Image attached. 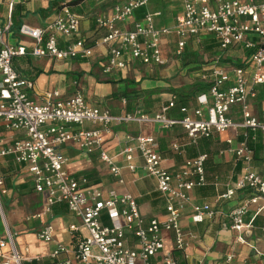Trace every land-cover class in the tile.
I'll return each instance as SVG.
<instances>
[{
	"label": "built area",
	"instance_id": "obj_1",
	"mask_svg": "<svg viewBox=\"0 0 264 264\" xmlns=\"http://www.w3.org/2000/svg\"><path fill=\"white\" fill-rule=\"evenodd\" d=\"M150 2L126 0L116 5L111 15L97 18V27L105 34L91 43L81 36L80 16L68 6L44 27L22 24L19 33L32 40L30 48L25 43L12 45L2 39L5 34H11L12 21L0 27V158L12 157L31 176L35 192L47 196L48 212L54 205L64 203L79 220L70 226L71 236L78 241L72 251L55 241L51 224L38 232L39 240L55 244L49 255L54 264H152L165 245L163 232L174 234L177 250L184 251L189 246L188 236L180 225L188 206H192L195 224L216 216L211 205L192 204L190 195L195 188L209 184L205 168L207 154L186 160L179 171L173 172L163 165L165 158L157 139L139 134L127 139L122 152L125 165H121L104 150L103 133L114 126L151 125L166 130L180 126L185 129L188 145H198L200 140L211 139L216 134L241 130L242 140L237 141V137L227 140L229 151L242 165L241 173L221 199L243 195L229 215L230 228L240 234L251 233L247 218L252 206L256 207V214L264 217V179L253 171L254 150L250 145L259 136L264 137V110L257 112L254 108L258 88L264 85V0H185L174 26L158 28L154 18L162 13L156 12L146 13L132 28H118V24H125ZM168 35L176 39L175 58L185 54L191 40L200 44L206 38L223 52L199 72V81L208 84L209 90L197 97L198 107L183 108L186 114L181 118L170 115L174 100L152 115L139 110L115 115L108 109L90 105L81 90L66 99L57 91L49 92L38 103L27 92L33 84L13 65L14 59L28 54L60 61H88L96 51L107 47L104 74L124 70L132 62L164 67L170 64L162 44ZM231 50L239 52L240 58L224 61L225 54ZM234 108L239 109L238 120L233 117ZM86 124L100 128L84 129ZM5 132L12 134L10 141ZM70 143L86 154L97 153L119 185H124V169L131 173L142 170L155 179L157 191L165 201L166 218L146 219L132 194L105 190L101 185H90L71 175L67 170L69 160L61 151ZM171 150L180 153L182 146L174 141ZM5 192V178L0 173V200ZM1 207L0 202V220L5 232L0 237V264L38 261L39 257L19 254ZM190 238L195 237L190 235ZM238 242L245 243L242 235ZM7 247L9 251L5 252ZM231 259L229 256L228 260ZM162 264H178V261L168 253L162 256Z\"/></svg>",
	"mask_w": 264,
	"mask_h": 264
},
{
	"label": "crops",
	"instance_id": "obj_2",
	"mask_svg": "<svg viewBox=\"0 0 264 264\" xmlns=\"http://www.w3.org/2000/svg\"><path fill=\"white\" fill-rule=\"evenodd\" d=\"M55 0H0V27L15 19V28L11 34H5L2 39L12 45L24 44L29 48L32 40L23 37L18 31L19 24H28L32 27H44L57 15L53 13L47 18L43 17V11L47 10L50 3ZM64 3L71 0H63ZM126 0H83L72 6L74 13L81 18V36L90 43L96 38L103 36L105 31L99 30L96 24L97 18L111 15L113 8L124 3ZM185 0H151L150 4L130 18L125 24H118V28H132L134 23L143 20L146 13H158L162 15L155 17V25L163 29L174 26L177 14L183 10ZM262 1V0H256ZM12 40L14 43H12ZM210 40L206 38L204 41ZM1 42V41H0ZM176 39L174 36H164L163 52L169 58L168 65L164 67H151L139 62L129 63L126 69L116 70L110 74L102 72L103 64L107 61V47L95 52L90 60H67L60 61L54 58H35L31 55L17 57L13 60L15 70L33 84V88L27 92L31 99L38 103L43 102V96L49 92H59L63 99L73 96L77 90L84 93L86 101L93 106L108 109L113 114L119 115L139 110L146 114H155L162 105L174 100L175 107L171 110V117L181 118L184 116L183 108L198 107L197 97H194L187 106L177 103V92L185 91L189 86L199 81L198 74L207 66L209 61L188 63L186 70H191L190 82L177 85L170 78L177 73L176 62H173V51ZM196 42L188 43L185 54L181 57L191 58L193 53L189 47ZM209 45L216 46L212 40ZM1 46V43H0ZM192 48V47H191ZM218 51H220L218 49ZM200 55V54H199ZM222 55V54H220ZM212 60L219 55L213 53ZM240 53L229 51L225 57L233 62L240 58ZM200 57V56H198ZM179 58V59H181ZM178 59V58H177ZM210 61V62H211ZM189 62V59H188ZM175 71V72H174ZM192 81V79H194ZM151 83V84H150ZM180 88V89H179ZM258 98L255 110H264V85L258 88ZM127 94V98H125ZM261 96V97H260ZM260 97V98H259ZM124 100L126 103H124ZM238 108H234L233 117L238 120ZM87 125V126H86ZM84 129H98L99 126L86 124ZM180 126L171 130L162 129L158 126L136 124L114 126L109 132H104V150L121 165L123 162V149L130 136L148 135L154 136L159 144V151L165 158L164 167L173 171H179L186 160L200 154H207L206 176L208 185L195 188L191 192L192 204L211 205L216 213L213 219H207L203 223L195 224L192 221L193 209L188 206L180 219V225L189 239L186 250H177L175 247L174 234L163 232L164 247L161 253L154 258L152 264H162L164 254H172L178 264H264V217L256 214V207L252 206L247 218V223L252 226L250 234H240L233 231L229 215L232 209L243 199L238 193L231 200H222L221 196L226 193L232 182L241 173L242 165L236 162L235 155L229 151V138L237 137L242 140L241 130H232L224 134H216L211 139H202L198 145H188V138ZM10 141L12 134L5 132ZM177 141L182 146L180 153L171 150L172 142ZM254 150L253 171L264 179V137L259 136L257 140L251 141ZM62 153L68 158L67 170L78 180H86L90 185H101L102 189H115L121 194H132L139 205L142 216L146 219L157 218L164 220L167 215L165 201L157 191L156 180L146 176L142 170L135 173L123 170L124 185H119L113 177L108 166L103 163L97 153L86 154L76 148L73 144H67L61 148ZM137 163L141 164L137 159ZM0 167L6 175L13 176L9 180L13 188L7 186L5 174V190L1 195V209L5 216L7 226L12 233L16 248L21 256H30L40 259L38 264H54L49 255L54 250V243H46L39 240L37 234L47 224L54 227V238L69 250H73L78 242L73 239L70 226L78 224L79 220L69 212L66 204H57L55 211H47V196L35 192L31 176L16 164L12 157L0 158ZM8 172V173H7ZM1 173V172H0ZM22 194L21 197L14 195ZM0 220V226L4 227ZM190 235L195 238L191 239ZM244 237L245 243L238 242V237ZM133 246V244H132ZM5 252L9 248L4 249ZM232 259L229 261L228 257ZM73 258V255H70ZM74 262V260H73ZM31 264V262H25Z\"/></svg>",
	"mask_w": 264,
	"mask_h": 264
},
{
	"label": "trees",
	"instance_id": "obj_3",
	"mask_svg": "<svg viewBox=\"0 0 264 264\" xmlns=\"http://www.w3.org/2000/svg\"><path fill=\"white\" fill-rule=\"evenodd\" d=\"M83 0H71L69 2H66L64 3L63 0H55L53 2L50 3V6L47 10L43 11V17L44 18H47L49 17L50 15H52L53 13H57L59 10H61L63 7L65 6H68V7H72V6H75L77 4H79L80 2H82ZM22 25L19 24V26H17L18 28V31H19V28L21 27ZM15 28V19H14V14H13V19H12V30ZM101 37V36H100ZM99 38V37H98ZM97 39V38H96ZM208 43L211 41V40H206ZM207 50L209 51H212L214 48H213V45H207L206 47ZM192 56H194V63H196V59L199 58L198 57V54H195L193 53ZM189 59V58H187ZM226 62H230L231 60L230 59H226L224 60ZM237 65H241V63H237ZM209 90V85L206 84V83H203L201 81H196L193 85L189 86V88H187L185 91H179L177 92V95H178V101L177 103L181 104L182 106H187L189 104V102L194 98V97H197L201 94H204V93H207ZM125 98H127V94H125ZM261 97V96H260ZM259 97V98H260ZM7 186L9 188H13V184H11V182L7 179ZM57 208L56 205H54L52 208H51V211H55ZM31 264H38V262L35 260L33 262H31Z\"/></svg>",
	"mask_w": 264,
	"mask_h": 264
},
{
	"label": "rangeland",
	"instance_id": "obj_4",
	"mask_svg": "<svg viewBox=\"0 0 264 264\" xmlns=\"http://www.w3.org/2000/svg\"><path fill=\"white\" fill-rule=\"evenodd\" d=\"M203 39H205V38H203ZM12 43H14L13 40H12ZM208 44L209 43L207 41H203L200 44L199 43H195L194 45H192V46L189 47V50H192V53H193V51L198 52L197 54L200 57L197 58L196 61L199 64H201L202 62L211 61V59L213 57L212 56L213 53H215L217 55L223 54V52L218 51L219 48H216V46H214V49L212 51L207 50L206 47H207ZM193 59H194V57L189 58V62H188V59L187 58H185L184 60H182V58L181 59H179V58L178 59L177 58H173L172 59V60H174L173 62H176V64H177V67H176V70H175V71H177V73L175 75H173L170 79L171 80H174V82H176L177 85L187 84V83L190 82L191 79L189 78L190 77V74L189 73L191 72V70H188L187 71L186 70V66L188 65V63L191 64L194 61ZM193 80H195V78L192 79V81ZM0 172L3 173L2 170H1V167H0ZM3 174L6 175L5 172ZM12 177L13 176L10 177L9 174L5 176V178L6 179H9V180H13ZM21 196H22V194L14 195V197H21ZM0 234H3V228H2V226H0Z\"/></svg>",
	"mask_w": 264,
	"mask_h": 264
}]
</instances>
